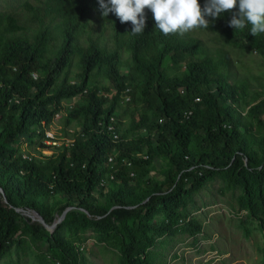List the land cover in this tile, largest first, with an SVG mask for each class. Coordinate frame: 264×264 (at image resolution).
Listing matches in <instances>:
<instances>
[{
	"label": "trees",
	"instance_id": "obj_1",
	"mask_svg": "<svg viewBox=\"0 0 264 264\" xmlns=\"http://www.w3.org/2000/svg\"><path fill=\"white\" fill-rule=\"evenodd\" d=\"M15 2L0 13V257L28 234L60 264H82L62 233L80 226L110 233L120 264H154L155 234H173L191 194L217 177L241 189L238 203L264 235V94L243 106L247 79L207 38L223 34L264 57V34L234 30L225 13L208 29L165 36L145 9L144 33L133 35L130 22L102 16L99 0ZM124 100L140 113L123 130ZM22 145L38 155L25 158Z\"/></svg>",
	"mask_w": 264,
	"mask_h": 264
},
{
	"label": "rangeland",
	"instance_id": "obj_2",
	"mask_svg": "<svg viewBox=\"0 0 264 264\" xmlns=\"http://www.w3.org/2000/svg\"><path fill=\"white\" fill-rule=\"evenodd\" d=\"M15 0H0V13H8L15 10ZM219 46H224L229 57L235 60L239 69V77L246 78L250 85V95L243 102H250L257 94H264V57L255 51H249L245 47L227 43L222 34L218 38L214 35L207 37ZM124 60L128 62L125 56ZM123 67L122 71L127 72ZM180 69H178L179 71ZM250 78V79H249ZM245 80V79H244ZM246 81V80H245ZM78 98L64 101L65 110L77 103ZM261 102L258 99L252 105ZM243 110L244 114L249 109ZM121 112L127 118L122 127L131 125L134 119H138L140 109H136L131 102H122ZM60 114L51 131L46 132V145L54 147L52 137H61V130L56 123L61 118ZM264 123V116L256 118V122ZM261 132L262 129H260ZM47 133L51 136L47 137ZM60 133V134H59ZM144 130L136 133L135 137L143 136ZM23 155L30 153L38 155V149L34 150L22 145ZM50 150L43 151V155H51ZM157 170L166 167L162 160H155ZM155 173H151L154 175ZM158 176V179H161ZM242 194L240 188H233L221 177L209 181L202 189L192 193L185 207L179 210V223L175 226L173 234L156 235V244L150 249V257L154 264H264L263 244L264 235L260 230L259 222L249 218L248 212L242 209L238 198ZM37 218V213H27ZM163 213L155 217V223L164 220ZM62 219L57 220V225ZM194 231V235L186 232V228ZM200 226V231L193 229ZM63 235L74 242L79 249L82 264H120V253L114 246L111 234L98 228H82L80 226H65ZM0 264H60L55 261L46 249L43 242L34 240L28 234H21L11 245L9 250L0 257Z\"/></svg>",
	"mask_w": 264,
	"mask_h": 264
},
{
	"label": "clouds",
	"instance_id": "obj_3",
	"mask_svg": "<svg viewBox=\"0 0 264 264\" xmlns=\"http://www.w3.org/2000/svg\"><path fill=\"white\" fill-rule=\"evenodd\" d=\"M103 17L115 14L119 21L130 22L133 35L144 33L145 9L151 11L155 30L163 35H185L191 30L208 29L215 21L228 13V26L234 30L250 28V35L264 34V0H205L203 8L199 0H99Z\"/></svg>",
	"mask_w": 264,
	"mask_h": 264
},
{
	"label": "water",
	"instance_id": "obj_4",
	"mask_svg": "<svg viewBox=\"0 0 264 264\" xmlns=\"http://www.w3.org/2000/svg\"><path fill=\"white\" fill-rule=\"evenodd\" d=\"M38 215V214H37ZM64 215H65V213L62 215V216H60V219H62V218H64ZM33 218V217H32ZM34 220H42L41 218H40V216L38 215L37 216V218H33ZM56 226V224H54L52 227H55Z\"/></svg>",
	"mask_w": 264,
	"mask_h": 264
},
{
	"label": "built area",
	"instance_id": "obj_5",
	"mask_svg": "<svg viewBox=\"0 0 264 264\" xmlns=\"http://www.w3.org/2000/svg\"><path fill=\"white\" fill-rule=\"evenodd\" d=\"M49 136H51V135H50L49 133H47V137H48V138H49ZM52 138H53L52 140L55 141V140H54V139H55V136L52 137ZM53 144H57V145H58L59 143L55 141V142H53ZM24 157L27 158L28 156H24ZM28 158H29V157H28Z\"/></svg>",
	"mask_w": 264,
	"mask_h": 264
}]
</instances>
